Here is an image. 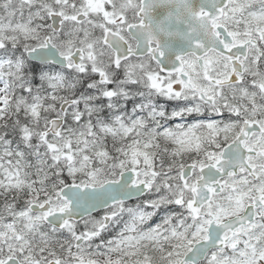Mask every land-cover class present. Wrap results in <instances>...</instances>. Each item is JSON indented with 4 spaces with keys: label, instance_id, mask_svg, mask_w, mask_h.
Masks as SVG:
<instances>
[{
    "label": "snow or ice",
    "instance_id": "1",
    "mask_svg": "<svg viewBox=\"0 0 264 264\" xmlns=\"http://www.w3.org/2000/svg\"><path fill=\"white\" fill-rule=\"evenodd\" d=\"M0 264H264V0H0Z\"/></svg>",
    "mask_w": 264,
    "mask_h": 264
}]
</instances>
